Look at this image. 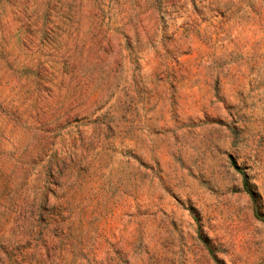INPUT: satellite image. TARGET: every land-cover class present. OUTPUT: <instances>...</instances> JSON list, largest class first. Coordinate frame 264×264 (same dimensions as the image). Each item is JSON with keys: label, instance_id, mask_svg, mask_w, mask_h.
I'll return each instance as SVG.
<instances>
[{"label": "rangeland", "instance_id": "rangeland-1", "mask_svg": "<svg viewBox=\"0 0 264 264\" xmlns=\"http://www.w3.org/2000/svg\"><path fill=\"white\" fill-rule=\"evenodd\" d=\"M0 264H264V0H0Z\"/></svg>", "mask_w": 264, "mask_h": 264}]
</instances>
